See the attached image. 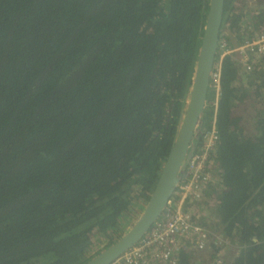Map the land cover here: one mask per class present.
I'll list each match as a JSON object with an SVG mask.
<instances>
[{"label": "trees", "instance_id": "16d2710c", "mask_svg": "<svg viewBox=\"0 0 264 264\" xmlns=\"http://www.w3.org/2000/svg\"><path fill=\"white\" fill-rule=\"evenodd\" d=\"M208 2L0 0V264H85L101 252L87 256L93 235L123 231L135 201L147 203L188 100ZM236 74L225 56L216 114L209 87L193 152L214 120V213L240 247L231 264H264V109L245 134L232 114L244 99ZM190 259L181 252L179 264Z\"/></svg>", "mask_w": 264, "mask_h": 264}, {"label": "built area", "instance_id": "2783aa9c", "mask_svg": "<svg viewBox=\"0 0 264 264\" xmlns=\"http://www.w3.org/2000/svg\"><path fill=\"white\" fill-rule=\"evenodd\" d=\"M242 37L243 41L233 48L219 41L221 52L215 62L210 86L216 92L211 103L214 117L219 99L221 60L229 56L237 72L249 73L254 68L253 58L264 53V28L257 32L247 30ZM201 137V146L185 163L178 187L160 217L132 249L111 264H179L181 252L188 249L203 252L206 249L211 233L203 225L204 220L199 222L200 215L196 209L207 201L206 192L210 193L216 182L214 176L218 174L214 160L218 133L214 120ZM214 200L216 206V198ZM219 238L221 244H229L222 234ZM213 264H221V261L215 260Z\"/></svg>", "mask_w": 264, "mask_h": 264}, {"label": "rangeland", "instance_id": "374dc122", "mask_svg": "<svg viewBox=\"0 0 264 264\" xmlns=\"http://www.w3.org/2000/svg\"><path fill=\"white\" fill-rule=\"evenodd\" d=\"M228 6L227 19L220 30L221 38L219 40L233 48L243 41L244 36L242 37V35L247 30L248 32H257L264 28V0H235L233 3L229 2ZM236 18H238L237 22L233 25L232 20ZM218 50L221 52V48ZM253 61L255 62L253 70L249 73L238 71L233 81L239 92L238 98L244 99L242 102L235 103L232 114L235 118L240 119L242 129L249 136L254 135V122L258 118L259 112L264 109V85L262 84V80H264V53L253 58ZM244 132L241 131V134L245 135ZM218 186V182H215L210 188V191L212 189L214 192L209 193L207 191V201L197 206L196 210L200 215L199 222L205 221L203 225L211 233V237L203 252H195L190 249L183 252L191 257L190 264H213L215 260H220L221 264H231L240 252L239 245L234 241L224 238L229 244L220 243L221 227L218 225L214 213V199L217 197ZM145 206L146 204L141 201H135L134 205L131 206L132 212H129L124 219L126 226L123 231L116 229V231L112 230L103 235H93V245L87 256H95L97 252L105 249L110 240L120 239L125 235L138 220ZM213 246L215 247L213 248Z\"/></svg>", "mask_w": 264, "mask_h": 264}, {"label": "water", "instance_id": "95a60500", "mask_svg": "<svg viewBox=\"0 0 264 264\" xmlns=\"http://www.w3.org/2000/svg\"><path fill=\"white\" fill-rule=\"evenodd\" d=\"M224 3L225 0L208 2L188 100L172 146L142 214L125 235L85 264H111L132 249L157 221L176 191L180 174L194 151L193 140L197 139L200 132V120L206 107L218 52Z\"/></svg>", "mask_w": 264, "mask_h": 264}]
</instances>
